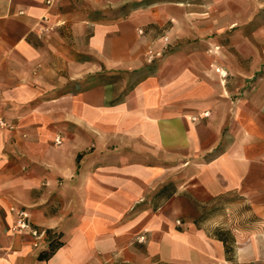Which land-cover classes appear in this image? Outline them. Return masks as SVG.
I'll return each instance as SVG.
<instances>
[{
    "label": "crops",
    "instance_id": "crops-1",
    "mask_svg": "<svg viewBox=\"0 0 264 264\" xmlns=\"http://www.w3.org/2000/svg\"><path fill=\"white\" fill-rule=\"evenodd\" d=\"M0 264H264V0H0Z\"/></svg>",
    "mask_w": 264,
    "mask_h": 264
},
{
    "label": "rangeland",
    "instance_id": "rangeland-1",
    "mask_svg": "<svg viewBox=\"0 0 264 264\" xmlns=\"http://www.w3.org/2000/svg\"><path fill=\"white\" fill-rule=\"evenodd\" d=\"M147 1H150V0H144V2H147ZM153 1H155V0H153ZM158 1H163V0H158ZM133 5L134 4L132 2H127L125 5H122L119 9H113L111 12H109V14H105V15H109L111 18L123 17L124 15H126L127 9H129ZM167 28H168V23H165L161 28H159V34H160V36L164 42V44L162 45V48L160 50L161 54L170 50L171 48H173L175 46L174 42L172 43V41L170 40V38L166 34ZM219 202H221V203H218L216 205H215V203L211 204V205H202V204H195L194 203L193 206L200 213L204 214L205 216H208V215H214L216 213H221L224 211L225 203H227V202H223V201H219ZM211 206H212V209L208 210Z\"/></svg>",
    "mask_w": 264,
    "mask_h": 264
},
{
    "label": "built area",
    "instance_id": "built-area-1",
    "mask_svg": "<svg viewBox=\"0 0 264 264\" xmlns=\"http://www.w3.org/2000/svg\"><path fill=\"white\" fill-rule=\"evenodd\" d=\"M16 211V220L14 225L12 226V230L14 232H27L30 234L34 240L33 245L38 246L39 241L47 236L44 229H39L37 226L32 225L28 221V213L23 208H18ZM48 238V236L46 237ZM144 238L143 235L137 237V240H142Z\"/></svg>",
    "mask_w": 264,
    "mask_h": 264
},
{
    "label": "trees",
    "instance_id": "trees-1",
    "mask_svg": "<svg viewBox=\"0 0 264 264\" xmlns=\"http://www.w3.org/2000/svg\"><path fill=\"white\" fill-rule=\"evenodd\" d=\"M162 190H163V188L160 189L159 192H161ZM213 208H214V207H213ZM211 209H212V206H211L208 210H211ZM208 210H207V211H208ZM204 213H205V212H204ZM200 217H201V216H200ZM200 217H198L197 221L199 220ZM200 219H201V218H200ZM37 228H39V229H44V228H40V227H37ZM44 230H45V232H46V234H47V236H48V242H47V246H46V248H45V249H41V250L39 251L38 256H44V255H43L44 252H45L46 255H49V254L53 251L52 244H53L54 241L57 240V238H58L57 234H55L51 229H49V228H45ZM218 232H220V230H218ZM221 232H222V236H228V232H227L226 230H223V231H221ZM227 238L230 239V237H227ZM224 245L226 246L227 244L224 243ZM226 249H227V246H226Z\"/></svg>",
    "mask_w": 264,
    "mask_h": 264
}]
</instances>
